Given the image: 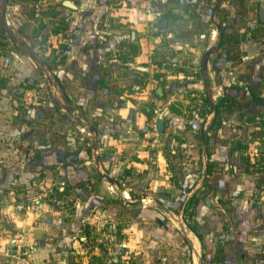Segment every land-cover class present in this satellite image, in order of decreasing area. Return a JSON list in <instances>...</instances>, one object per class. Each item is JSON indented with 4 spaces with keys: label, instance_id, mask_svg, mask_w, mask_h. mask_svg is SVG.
Segmentation results:
<instances>
[{
    "label": "crops",
    "instance_id": "crops-1",
    "mask_svg": "<svg viewBox=\"0 0 264 264\" xmlns=\"http://www.w3.org/2000/svg\"><path fill=\"white\" fill-rule=\"evenodd\" d=\"M31 1L0 0V264H13L20 249L34 264H119L126 256L114 254L118 240L126 252L139 239L165 247L167 216L190 247L189 264H264V170L246 171L241 159L253 165L264 156V0H40L41 8L52 7L39 15ZM192 19L213 23L216 36L201 81L220 90L204 97L229 101L203 134L217 137L214 150L208 155L204 140L187 148L190 169L174 163L172 172L186 175V192L173 196L159 187L172 180L160 179L141 200H123L129 207L119 233L92 216L99 204L107 211L102 199L112 191H92L90 184L115 180L104 167L119 154L147 166L144 150L123 148L122 136L136 145L151 113L146 100L163 93L156 91L162 48L181 38L166 28ZM223 26L234 29L231 38ZM184 135L188 145L198 144L193 131ZM212 160L217 168L206 179ZM160 191L170 204L154 197ZM184 207L203 240L186 224Z\"/></svg>",
    "mask_w": 264,
    "mask_h": 264
},
{
    "label": "rangeland",
    "instance_id": "rangeland-1",
    "mask_svg": "<svg viewBox=\"0 0 264 264\" xmlns=\"http://www.w3.org/2000/svg\"><path fill=\"white\" fill-rule=\"evenodd\" d=\"M31 3L30 7L32 8V13L35 14L37 12L38 15L42 10L49 11L52 7V5L49 4L48 7L41 8L43 5H41L40 0H32ZM11 11L13 12V10ZM169 24L170 25H168L166 29L177 31L181 38L173 39L171 43L167 41V45L162 48L165 52L162 53L161 56L165 58L160 60L165 63L161 64L159 67L160 70H158L161 73L160 77H163L158 79V87H161L162 89L158 88L156 91L160 92L159 90H163V93H156L157 101L154 100V103L151 99L146 100L145 103H151L149 105L151 113L145 123L140 126L141 128L138 131V138L135 142L136 145H133L132 143L127 144L128 141L132 142L134 140L133 138H127L125 134L122 136V142L125 143L123 148L127 149L128 147V149L133 150L141 147L144 150L145 154L143 159H146L147 166L141 168L142 166H137L131 162L130 159L127 160L126 156H120L119 154L117 161H114L111 166L107 168L106 166L104 167L105 172L112 175L115 180L109 181V179L107 180L105 177H97V180L90 184V189L92 191H101L106 192L107 194L109 193L108 191H112V193L108 194L109 196L105 197L103 195L102 201L106 204L104 208H106L107 211L105 212L103 208H100L102 204H99L95 207L96 210L92 216H94L96 222H102L104 219H108L111 225L117 227L119 233L121 219L126 216V210L129 207L122 205L123 200H141L138 197L142 195V192L147 189H153L154 184H152V181L171 179V185L167 184L165 186L162 181L160 182L161 184L159 187L161 189L170 190L174 193L173 196H175L177 192L184 193L187 191L185 173L179 172L175 174L171 169L173 168L174 163H180L184 166L186 165L187 167H185V169H190L191 158L190 154L187 152V148L188 146L189 148H199L201 142H204L205 140V138L202 139V135L208 125V120L210 117L211 122L214 120V117L212 118L211 116L213 112L210 113L211 109L209 108V103L206 101L204 95L205 93H216L220 88L212 82L205 85L201 81L205 78V71H207V69H202V65H206L208 62V51L214 48L216 42V36H212L211 31L213 23L203 24L192 19L191 21L177 23L171 22ZM185 32L198 33L196 35L197 38L194 36L192 39L185 38ZM201 32H205L204 36H207L208 38H204V36L199 38L198 36ZM168 47H170V49H167ZM174 68L175 70H172ZM156 71H154V73ZM242 75H244L242 77L246 76L245 74ZM152 87L153 86H151L149 90L153 94L152 97L155 99V89ZM244 104L245 101L243 100V102L240 103V106H243ZM217 117H215L216 120H214V123H211L212 126L217 124L215 123ZM244 117L248 116L241 115V120L246 119ZM158 119L162 120V132H159L157 128L156 135L144 136L143 132L151 127L150 125L152 123L157 126ZM135 129L137 130V128ZM188 130L193 131L194 136L197 138L195 139L198 143L197 145L190 146L187 144L184 131ZM101 144H103V142ZM139 144H141V146H139ZM106 150L105 146L102 151L105 152ZM157 150H160L163 154V160L158 161ZM136 154L137 152H133L131 155L133 159ZM193 164L199 165V161L195 163L193 162ZM133 165L134 167H132ZM250 167L251 169L257 168L256 165L249 166V169ZM165 176H168V178ZM59 184L60 183H55L58 187ZM60 185L62 186V184ZM56 190H58V188ZM125 190L129 192V197H123V191ZM62 200L63 198L59 199L58 203L65 204ZM108 209H111V211H108ZM181 215L183 218L186 217L187 219H191V213H188L187 210L184 211V213L182 211ZM167 217L163 219V222L165 223L163 226V235L167 236H165L166 239L163 241L166 243L165 247L160 246L156 242V239L152 240V238H150L145 241L139 239L136 242L138 245L133 248L132 252H126L119 244L122 239L118 240L117 247L119 248L117 249V252L114 250V254L117 256L121 255V257L126 256L125 258H120L123 259V261L119 264H189L190 247L187 245L181 231L173 226V218L171 219L169 216ZM172 217H174V215ZM131 222L124 223L123 221V224H125V227L128 225L132 226ZM128 232L131 234L130 237H132V234L136 233L133 230ZM137 248L141 249L144 253L141 256L140 254H137V257L140 259L134 258V250H137ZM19 251L28 255V252L26 251L21 249ZM130 257L133 261H130Z\"/></svg>",
    "mask_w": 264,
    "mask_h": 264
},
{
    "label": "trees",
    "instance_id": "trees-1",
    "mask_svg": "<svg viewBox=\"0 0 264 264\" xmlns=\"http://www.w3.org/2000/svg\"><path fill=\"white\" fill-rule=\"evenodd\" d=\"M234 29L230 30V31H227L226 27L223 26L222 27V34L225 35V34H229L230 36V32L233 31ZM231 38V36H230ZM239 88V87H237ZM242 88H240L239 90H241ZM209 103V108L211 110H213L215 108V114H214V120L215 117H217L221 111V108L223 106H225L226 104L229 103L228 101V98L225 97V96H221L220 98H218L216 101H207ZM248 109V108H247ZM245 112V111H244ZM244 112L241 113V115L245 114ZM214 120L211 122V123H214ZM253 120H256V119H253ZM215 123H218L217 121H215ZM260 125H263L264 126V119H261V122H260ZM243 124H240L239 126H236L235 128L237 127H242ZM205 137H203L202 135V139H204ZM211 140L212 142H215L217 140V137L215 135L211 136V135H207L206 138H205V141L207 143V145H210V149L209 147H207L206 149V153L209 155L213 150L214 148L211 147ZM237 146H242L243 142L240 140V141H237ZM212 150V151H211ZM242 163H244V166L243 168L246 170V171H249V166H251L252 164H250L248 162V159H245V157L242 156ZM253 165H256L257 168H260V169H263L264 170V156H260L259 159H257ZM217 168V165L216 163L214 162V160L212 161H207L206 163V176L205 178L207 179V177L209 176V174L212 173L213 170H215ZM154 197L159 201V202H163V201H166L168 204H170V202H172V200L169 199V193L168 192H165V191H160V192H154L153 193ZM180 198H178L177 200H179ZM184 199V196H182V199L179 200V204L177 205L178 207H180V201H181V205H182V200ZM190 198H188L189 200ZM174 202V201H173ZM183 210V213L184 211H186L185 207L182 209ZM190 213V212H188ZM188 217V216H187ZM184 220L186 222V224L197 234V236L203 240V236L201 235V232H199L196 227H195V223L192 222L191 219H187L186 217H184ZM204 257H205V253H204Z\"/></svg>",
    "mask_w": 264,
    "mask_h": 264
},
{
    "label": "built area",
    "instance_id": "built-area-1",
    "mask_svg": "<svg viewBox=\"0 0 264 264\" xmlns=\"http://www.w3.org/2000/svg\"><path fill=\"white\" fill-rule=\"evenodd\" d=\"M151 127L146 129L143 132L144 136H154L157 134V126L156 124H151ZM151 128V129H150ZM14 264H34L33 261L30 259V256L22 251H16L13 258Z\"/></svg>",
    "mask_w": 264,
    "mask_h": 264
},
{
    "label": "water",
    "instance_id": "water-1",
    "mask_svg": "<svg viewBox=\"0 0 264 264\" xmlns=\"http://www.w3.org/2000/svg\"><path fill=\"white\" fill-rule=\"evenodd\" d=\"M157 128L159 132H162V120L161 119L157 120Z\"/></svg>",
    "mask_w": 264,
    "mask_h": 264
}]
</instances>
